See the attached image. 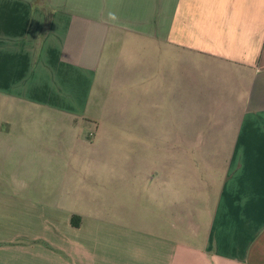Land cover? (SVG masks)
I'll return each instance as SVG.
<instances>
[{"label":"crops","instance_id":"obj_1","mask_svg":"<svg viewBox=\"0 0 264 264\" xmlns=\"http://www.w3.org/2000/svg\"><path fill=\"white\" fill-rule=\"evenodd\" d=\"M0 264H264V0H0Z\"/></svg>","mask_w":264,"mask_h":264},{"label":"rangeland","instance_id":"obj_2","mask_svg":"<svg viewBox=\"0 0 264 264\" xmlns=\"http://www.w3.org/2000/svg\"><path fill=\"white\" fill-rule=\"evenodd\" d=\"M110 141H111L113 148H115L114 155L124 157V158L129 156L130 160H134L135 164H136V162L138 163L137 156L139 155V152H138V150H135L136 148L130 147L128 152L124 151L123 153H119L116 148H118L122 145H124V147H125L126 143H124L121 138H117V137L112 138ZM139 171L140 170H138V169L135 170V172H134L135 175H130V176H132V177L137 176ZM134 223L137 224V222H135V221H134Z\"/></svg>","mask_w":264,"mask_h":264}]
</instances>
